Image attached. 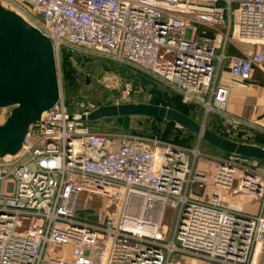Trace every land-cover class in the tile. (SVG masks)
<instances>
[{"label":"built area","instance_id":"1","mask_svg":"<svg viewBox=\"0 0 264 264\" xmlns=\"http://www.w3.org/2000/svg\"><path fill=\"white\" fill-rule=\"evenodd\" d=\"M0 4L50 38L61 88L49 119L30 126L20 152L0 157V264H261L255 256L264 250V183L247 167L259 160L228 153L210 175L198 168L208 156L199 145L187 151L120 129L102 132L83 116L111 103L77 102L71 111L62 63L72 52L129 66L197 103L206 119L222 118L210 130L249 142L252 129L264 131V115L228 110V78L264 76V0ZM123 85L113 103L137 94L132 83ZM230 191L251 197L258 212L235 208ZM86 194L106 206L82 216Z\"/></svg>","mask_w":264,"mask_h":264},{"label":"water","instance_id":"2","mask_svg":"<svg viewBox=\"0 0 264 264\" xmlns=\"http://www.w3.org/2000/svg\"><path fill=\"white\" fill-rule=\"evenodd\" d=\"M77 63L81 56H75ZM144 84H154L141 76ZM61 93L52 41L15 11L0 4V109L9 114L0 124V157L11 160L20 152L30 126L49 119ZM133 116L174 122L229 154L264 160V146L226 138L195 118L171 107L136 102L99 106L83 116L88 121L113 118L128 130Z\"/></svg>","mask_w":264,"mask_h":264},{"label":"rangeland","instance_id":"3","mask_svg":"<svg viewBox=\"0 0 264 264\" xmlns=\"http://www.w3.org/2000/svg\"><path fill=\"white\" fill-rule=\"evenodd\" d=\"M241 47L248 48L250 50L255 49L252 44H242ZM89 59L94 60L92 58ZM122 68L127 70H121L126 71L125 74L115 73L109 70V68L103 65V63H94V65L91 67L93 71V79H90L92 81L91 87L82 89L81 85H79L81 79H75V87H73V89L71 90L70 98L72 105L75 106L77 102H87L89 101L91 96H96L97 98L102 99V102L105 103L116 102L117 100H120V95L124 86L123 84L125 82H130L133 84V86L136 87L138 91L137 94L133 97V100H135L136 102L167 106L178 109L180 111H184L186 114L188 113L189 116L199 121L203 126L212 130H214L213 128L218 129L221 126L220 122H222V118L218 117L216 114H213L208 116V118L206 119V114H204V111L197 103L193 101L184 102L183 95L178 93L177 91L167 86L165 87L164 85L154 87L155 89H152L145 85L143 86L141 85V83H137L134 81L136 74L134 71L125 68V66L123 65ZM256 82L261 83L262 81ZM65 99L67 101L66 96ZM8 114L9 110L0 111V124L4 121ZM215 119H218L220 121L219 125L213 122ZM257 119L259 118H255V120ZM93 124H95L93 126L105 133H111L120 128L117 122H115L113 119H102L99 121H95ZM175 126L177 127V125ZM129 130L130 133H133L138 137L160 142H169L174 146L185 149L187 151H189L190 149H194L197 145H199L202 151H204L208 156H205L198 160V168L205 170L210 175H212L215 171L217 159L227 156V154L222 155L216 153V151H213V149L211 150V148H209L205 143L202 142V138H200L198 135L197 137L191 139L183 133H179L176 128L169 123L151 120L147 122L142 116H133L131 118ZM251 131L252 132L250 133V135L252 139L249 140V143L264 146V131L260 130L259 128L252 129ZM239 138L242 141L241 134L239 135ZM235 162L239 164L242 161H239L237 159ZM247 167L250 172L257 173L261 178L262 183H264V160H259L257 164H248ZM200 192H203V189H200ZM229 197L230 199H232V201H238L239 203L245 205L250 203L251 201L249 197H246L242 194H234L231 191L229 193ZM106 204L107 202L105 199L100 198L99 196H94L92 194H86L80 202V211H82V216H93L96 210L101 209V207H105ZM254 211L255 210L253 209L252 212ZM166 214L167 216L165 217L164 221L169 223L173 215V210L168 208Z\"/></svg>","mask_w":264,"mask_h":264},{"label":"trees","instance_id":"4","mask_svg":"<svg viewBox=\"0 0 264 264\" xmlns=\"http://www.w3.org/2000/svg\"><path fill=\"white\" fill-rule=\"evenodd\" d=\"M94 63H99V64L103 63V65H105L107 68H109V70H111V71H113L115 73H118V74L119 73L125 74V72L127 71L126 69L122 68V64H118V63L111 62V61H105V60H91V59H89L87 57H84V56L82 57L81 62L77 63L76 60L74 59V54L72 52H66L65 55H64V58H63V63H62V65H63V91H64V95L67 98V103L70 106L71 111L74 110V106L72 105V103L70 101V98H71V90L73 89V87H75L74 86V84H75L74 81L76 79L75 72L77 70L82 71L81 72V78H80L81 82L79 84V85H81V88L82 89L83 88H89V87L92 86V81L90 79L86 78V74L91 75L92 79H93V71H92L91 67L94 65ZM123 66H125V68L130 69V70H132V71H134L136 73L135 74V80H134L135 82L141 83V85L148 86V87H150L152 89H155L154 87H158L159 85H161V84H158L156 82H154V84H144L141 81L142 73H140L139 71H137V70H135V69H133V68H131L129 66H126V65H123ZM122 69L126 70V71H121ZM89 101H94V102H97L99 104L105 103V102H102V99H99L96 96H91ZM182 112H184V111H182ZM142 117L147 122L151 120V121L169 123V124L173 125L179 133H183L184 135L188 136L191 139L197 137L196 134L190 132L189 130H187L185 128H181V127H178V126L176 127L175 126L176 124L174 122H172V121H168V120H164V119H160V118H152V117H144V116H142ZM106 119H110V118H106ZM120 130L124 131V132H130L129 129L128 130H124V129L121 128ZM201 140H202L203 143L206 144V146L211 148V150L213 149V151H216V153H219V154H222V155L228 154V153H226L224 151H221L218 148L210 145L205 140H203V139H201Z\"/></svg>","mask_w":264,"mask_h":264},{"label":"crops","instance_id":"5","mask_svg":"<svg viewBox=\"0 0 264 264\" xmlns=\"http://www.w3.org/2000/svg\"><path fill=\"white\" fill-rule=\"evenodd\" d=\"M230 52L234 53L235 51L231 48ZM224 76L227 77L229 75L227 72H224ZM254 78L255 82H241L228 78L231 94L227 108L233 114L250 119L261 118L264 115V76L259 71H256ZM256 81L262 82L259 83ZM113 120L116 122L115 119ZM241 205L243 209L250 214L257 213L259 209L258 203L252 199L250 203ZM253 209L255 210L254 212H252ZM255 257L259 263L264 264L263 249L258 247Z\"/></svg>","mask_w":264,"mask_h":264},{"label":"bare ground","instance_id":"6","mask_svg":"<svg viewBox=\"0 0 264 264\" xmlns=\"http://www.w3.org/2000/svg\"><path fill=\"white\" fill-rule=\"evenodd\" d=\"M249 198H251V197H249ZM234 207L237 209H243L242 205L239 202L238 203L235 202Z\"/></svg>","mask_w":264,"mask_h":264}]
</instances>
